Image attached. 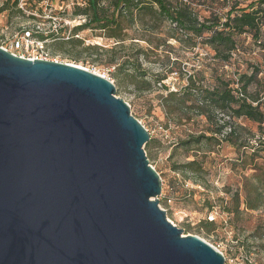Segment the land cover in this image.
<instances>
[{
  "label": "water",
  "instance_id": "obj_1",
  "mask_svg": "<svg viewBox=\"0 0 264 264\" xmlns=\"http://www.w3.org/2000/svg\"><path fill=\"white\" fill-rule=\"evenodd\" d=\"M116 92L0 46V264H227L168 219L150 133Z\"/></svg>",
  "mask_w": 264,
  "mask_h": 264
},
{
  "label": "rangeland",
  "instance_id": "obj_2",
  "mask_svg": "<svg viewBox=\"0 0 264 264\" xmlns=\"http://www.w3.org/2000/svg\"><path fill=\"white\" fill-rule=\"evenodd\" d=\"M70 1H31L29 8L37 14L34 16L36 19L17 6L11 5L12 8L3 10L0 12V46L28 57L36 54L35 49L33 47L24 48L19 52L15 49L14 42L16 36H22L27 29L39 30L44 33L59 29L64 35L71 34V30L84 23L87 16L84 14L75 15L73 12L76 6L69 5ZM79 1L88 2L89 0ZM3 3L4 0H0V8ZM108 5L109 0L101 1V6ZM226 5L223 0H216L213 3L200 0L194 3L201 17L208 16L211 12L224 15L230 8V5ZM85 6L81 8H85ZM52 16L56 19H53ZM125 32L131 38L151 36V33L156 36L161 35L155 28L145 29L140 25L125 29ZM106 35L107 31L104 30H82L76 38L82 40L83 43H66L65 50L58 49L56 42L68 39L59 38L56 39L57 41H50L48 52L44 57L52 61L82 66L114 82L117 89L116 96L121 97L129 104L131 113L144 124L150 133L152 144L146 152L150 163L162 177L164 195L167 196L166 198H171V202H168V199L162 197L160 204L166 210L169 220L183 229L185 235L199 236L216 247L223 253L227 264H264V237L259 238L252 235V231L258 224H264V208L250 212L235 222H232V217L223 210V199L228 202L231 199L230 195L225 192V187L237 188L242 179V168L235 166L237 159L235 148L226 142L221 145L213 142L211 147L205 143L192 145L188 148L181 147L179 143L191 134L198 135L201 132H207L205 130L206 119L199 117L197 121L180 125L172 116L166 114L164 106V98L168 93L164 86H167L169 91L177 90L186 83L188 74L194 72L195 68L196 70L202 69L208 78L211 77L210 67L205 68L203 64L208 61L212 62L210 58L206 57L212 56L214 52L202 45L195 50H185L172 39L174 47L172 58H179V63L174 66L175 71L170 72L169 64L162 60L158 61L157 54L150 51L152 46L146 41L131 39L120 43L107 38ZM248 40L251 41V38L249 37ZM94 44L100 47L92 51L86 49L89 45ZM136 49L147 50V54H140V51H136ZM261 53L262 50L257 49L255 53L244 54L243 57L236 54L232 63L218 65L219 73L236 80L237 72H245L248 69L246 60L260 62ZM76 57L80 59H76ZM136 57H139L141 69L148 73L147 80L152 82L149 89H147V84L140 85L139 89L132 83L129 76L132 69H129L130 64H126L124 61L129 58L133 60ZM180 69L183 74L180 73ZM164 76L167 78L162 83L157 82V78ZM182 76L184 80L181 78ZM260 77L259 84H253L250 90L257 93L264 103V74H261ZM224 118L228 120V117ZM239 123L245 125L252 132L249 135L252 140L253 134H260L257 124L246 119H240ZM255 139L257 138L254 137ZM262 156L259 158V164L264 168V153ZM195 158L203 162V173L193 174L189 171L175 169V166ZM252 172L249 169L247 174ZM208 202L215 205L213 211H209ZM211 219H214V224H207L206 220L210 222ZM241 228L244 230L242 231ZM262 229L261 233L264 232V227Z\"/></svg>",
  "mask_w": 264,
  "mask_h": 264
},
{
  "label": "trees",
  "instance_id": "obj_3",
  "mask_svg": "<svg viewBox=\"0 0 264 264\" xmlns=\"http://www.w3.org/2000/svg\"><path fill=\"white\" fill-rule=\"evenodd\" d=\"M101 1L103 0L86 1L85 8L76 5L73 13L84 14L87 20L71 30L68 40L56 42L57 48L65 50L66 43L82 44V40L76 38L82 30H104L107 31L106 37L116 42L124 43L131 39L146 41L152 46L150 51L157 54L158 61L169 64L170 72H174V66L179 63V58H172V39L185 50H195L200 45L210 48L214 54L206 58H210L212 62L203 64L205 68L210 67V78L206 76L205 71L195 68L194 72L188 74L186 83L177 90L169 91V88L164 86L168 91L164 98L166 114L172 116L180 125L197 121L199 117L206 119L205 130L208 134L205 131L198 135L191 134L179 143L181 147L188 148L203 143L211 147L213 142L218 145L226 142L235 148V166L241 167L243 171L241 184L237 188L226 186L225 192L231 199L230 202L224 199L222 202L223 210L232 217V222L239 221L250 212L263 209L264 168L259 164V158L263 157L264 153V103L257 93L251 92L250 87L255 83L259 84L260 76L264 74V0H223L225 4L230 5L224 15L211 12L205 17H201L194 6V3L200 0H109L108 6H101ZM208 1L213 3L216 0H203ZM11 5L18 6L17 0H4L0 12L12 8ZM136 25L145 29L155 28L161 35L151 33V36L131 38L125 29ZM40 37L44 39L57 36L53 30L49 35L42 34ZM249 37L251 41L248 40ZM99 47L94 44L86 49L92 51ZM257 49L262 50L261 61L246 60L248 69L245 72H237L236 80L219 73L218 65L232 63L236 54L243 57L244 54L255 53ZM136 51L147 54L144 49ZM124 63L130 64L128 67L132 72L129 76L134 85L139 89L142 84H147V89L151 87L152 82L147 80L146 70L141 69L139 57L133 60L129 58ZM179 71L183 74L182 69ZM166 78H157V82L162 83ZM181 78L184 80L183 76ZM224 117H228V120ZM240 119L257 124L260 134L252 135L253 140L254 137L257 139L253 141L249 138L252 132L239 123ZM151 142L152 139L147 142L146 150L151 147ZM175 169L193 174L204 172L203 162L198 158L177 165ZM249 169L253 171L251 174H247ZM162 193V197L166 198L164 190ZM161 200L162 198L160 204ZM214 207V204L208 202L209 211H213ZM213 221L214 219L210 222L206 220V223L213 225ZM263 227L264 224H258L252 235L263 238L264 232H260Z\"/></svg>",
  "mask_w": 264,
  "mask_h": 264
},
{
  "label": "built area",
  "instance_id": "obj_4",
  "mask_svg": "<svg viewBox=\"0 0 264 264\" xmlns=\"http://www.w3.org/2000/svg\"><path fill=\"white\" fill-rule=\"evenodd\" d=\"M31 1L33 0H17L18 2V8L22 9L25 13H28L29 15H37L34 13L33 10H31L29 7L31 5ZM40 1V0H39ZM69 5H79V6H84L86 5V1H79V0H71L69 2ZM53 19H56V17L52 16ZM53 31V30H51ZM50 31V32H51ZM56 31V38L53 37H47V38H41L40 36L42 34L45 35H49V33H44V32H40L39 30H31V29H27L22 36H16L15 39V49L19 50V52L21 50H23L24 48L29 49L30 47H33L35 49L36 54L33 56H28L26 57L25 54H20V53H16L14 51H10L8 49V51L18 55V56H22V57H26V58H31V59H47L46 57H44L45 54H47L48 52V43L50 41H55L56 39L62 38V39H69L70 34L68 35H64L63 33H61L59 31V29L54 30ZM62 35V37H60ZM3 47V46H2ZM109 79V78H108ZM111 80V79H110ZM141 122V121H140ZM264 139V136H263ZM163 193L160 196V199L162 198ZM168 202H171V200H168ZM171 221V220H170ZM172 222V221H171ZM174 224V222H172ZM175 225V224H174Z\"/></svg>",
  "mask_w": 264,
  "mask_h": 264
}]
</instances>
